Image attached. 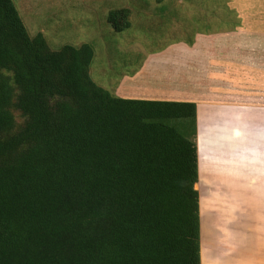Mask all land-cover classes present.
<instances>
[{"label": "trees", "instance_id": "obj_1", "mask_svg": "<svg viewBox=\"0 0 264 264\" xmlns=\"http://www.w3.org/2000/svg\"><path fill=\"white\" fill-rule=\"evenodd\" d=\"M94 53L52 49L0 0V264H234L204 227L201 255L227 198H200L196 103L117 96Z\"/></svg>", "mask_w": 264, "mask_h": 264}, {"label": "crops", "instance_id": "obj_2", "mask_svg": "<svg viewBox=\"0 0 264 264\" xmlns=\"http://www.w3.org/2000/svg\"><path fill=\"white\" fill-rule=\"evenodd\" d=\"M146 8H160L143 18L167 19L174 36L111 92L196 103L200 198H227L215 204L213 240L239 241L234 264H264V0H152ZM238 198L252 205L244 217L235 216ZM240 225L250 228L247 244L232 227ZM202 247L201 216V255Z\"/></svg>", "mask_w": 264, "mask_h": 264}, {"label": "rangeland", "instance_id": "obj_3", "mask_svg": "<svg viewBox=\"0 0 264 264\" xmlns=\"http://www.w3.org/2000/svg\"><path fill=\"white\" fill-rule=\"evenodd\" d=\"M13 1L30 35L42 33L52 49L60 50L65 45L90 44L95 52L90 68L91 75L100 86L110 91H113L112 82L124 73L136 70L149 52L165 47L174 36L170 32L167 19L143 18L147 14L154 13L157 16L162 14L160 8L156 10L157 12L151 10L150 12L146 8L152 5V0ZM127 6L133 8L130 13L131 19L129 17L131 26L122 32H117L108 22V14L113 9H122ZM216 199H211L212 206ZM222 199L218 198V200ZM243 199L238 198L236 201L235 216L241 213L244 217V213L248 214L252 210V205L248 204L247 200L244 203ZM207 216L210 217L203 220V227L215 237L214 232L211 231L216 220L213 215ZM246 220L244 218V221ZM241 221L242 218L238 222ZM232 227L236 230L242 228L241 225ZM249 229L248 226L242 228L244 234L241 235V241L245 244L252 238ZM225 243L229 246L230 253H233V246L239 245V241L238 245H234L233 240L228 237ZM231 258L233 263H236L234 261H238L239 255L231 254Z\"/></svg>", "mask_w": 264, "mask_h": 264}]
</instances>
